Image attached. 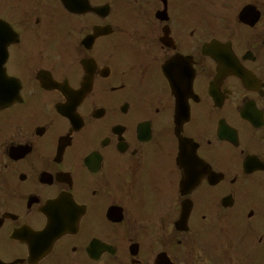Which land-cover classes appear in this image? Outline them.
I'll return each mask as SVG.
<instances>
[{"label": "flooded vegetation", "instance_id": "1", "mask_svg": "<svg viewBox=\"0 0 264 264\" xmlns=\"http://www.w3.org/2000/svg\"><path fill=\"white\" fill-rule=\"evenodd\" d=\"M0 264H264V0H0Z\"/></svg>", "mask_w": 264, "mask_h": 264}, {"label": "water", "instance_id": "2", "mask_svg": "<svg viewBox=\"0 0 264 264\" xmlns=\"http://www.w3.org/2000/svg\"><path fill=\"white\" fill-rule=\"evenodd\" d=\"M0 54H1V47H0ZM1 63H2V61L0 60V68H1ZM1 72V71H0ZM2 88H4L3 87V83L1 82V80H0V91H1V89ZM4 93H2V91L0 92V105H3V104H5V103H7L8 101L7 100H9V99H11V97L10 96H8V95H3ZM4 101H6V102H4Z\"/></svg>", "mask_w": 264, "mask_h": 264}]
</instances>
